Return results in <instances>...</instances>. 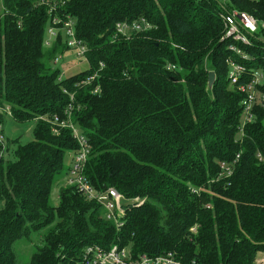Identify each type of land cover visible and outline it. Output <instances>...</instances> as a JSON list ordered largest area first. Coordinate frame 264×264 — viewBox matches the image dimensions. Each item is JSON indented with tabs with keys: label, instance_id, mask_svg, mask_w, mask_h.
I'll list each match as a JSON object with an SVG mask.
<instances>
[{
	"label": "trees",
	"instance_id": "trees-1",
	"mask_svg": "<svg viewBox=\"0 0 264 264\" xmlns=\"http://www.w3.org/2000/svg\"><path fill=\"white\" fill-rule=\"evenodd\" d=\"M40 1L2 0L0 106L35 126L32 140L10 144L3 126L0 264H76L91 244L128 246L135 257L171 251L201 264L264 258V110L239 136L245 94L232 88L227 62L238 57L264 71V48L252 40L238 45L248 59L237 56L223 18L237 10L264 21V0H70L59 14L75 20L88 68L62 78L50 62L69 47L61 32L45 46L51 16ZM68 113L90 147L88 182L143 200L125 206L121 227L76 186L50 203L67 153L81 145L73 128L47 119ZM34 233L40 245L22 263L15 245Z\"/></svg>",
	"mask_w": 264,
	"mask_h": 264
},
{
	"label": "built area",
	"instance_id": "built-area-1",
	"mask_svg": "<svg viewBox=\"0 0 264 264\" xmlns=\"http://www.w3.org/2000/svg\"><path fill=\"white\" fill-rule=\"evenodd\" d=\"M70 0H41L40 3L48 7L50 18V24L47 29L45 38V46L51 47L61 32L66 39V43L70 51H74L77 59L87 60V46L77 38L75 30V20L70 17L59 14L61 7L67 4ZM225 22V37L231 39L233 44L231 50L235 52L237 56H241L242 59H248L249 56L238 45L251 46L252 40H257L262 48H264V21L257 20L254 16L246 13L233 10L227 15H223ZM141 26L138 25L137 28ZM130 26L127 23H119L117 25V32L119 34L128 35ZM65 54V53H64ZM60 54L54 58L56 64L60 58L64 55ZM229 65L228 79L232 88L245 94L242 101L243 114L240 126V135L244 132V127L247 123H250L256 117V109L262 108L264 110V93L260 90V87L264 83V71L259 68L248 67L246 64L239 62L238 57H229L227 59ZM170 68H174V65H169ZM98 73H93L83 84L92 82ZM247 75L248 78L243 81L242 78ZM62 78V74L60 76ZM95 92L99 91V87H96ZM74 95H71L73 98ZM0 115L12 116L11 106H0ZM43 119V118H42ZM47 119V118H46ZM52 124L71 127L74 129L75 136L79 139L81 145L80 149L72 155V165L68 171V180L66 185L76 186L77 189L83 193L89 200H96L104 207V214L107 220L114 221L117 227H121L124 224V216L126 214V205L130 203H143V200L139 197L128 199L119 192L116 188L110 187L105 190L95 189L84 175V168L88 160L90 147L86 139L79 135L78 131L73 127L70 114L68 113L67 119H60L55 116L54 119H47ZM52 120V121H51ZM3 123L0 121V141L4 142L5 136L2 132ZM4 155V151L0 152V158ZM240 155L237 156V159ZM259 159H262L261 154H258ZM223 173L227 176L231 175L233 168L223 163L221 166ZM193 191H197L193 189ZM264 263V258L258 259L256 264ZM76 264H201L196 260L184 261L182 258H178L176 253L168 251L157 255L140 254L134 256L130 247L120 246L114 244L110 248L106 249L102 246L91 244L87 246L81 254Z\"/></svg>",
	"mask_w": 264,
	"mask_h": 264
},
{
	"label": "rangeland",
	"instance_id": "rangeland-1",
	"mask_svg": "<svg viewBox=\"0 0 264 264\" xmlns=\"http://www.w3.org/2000/svg\"><path fill=\"white\" fill-rule=\"evenodd\" d=\"M4 12L3 2L0 0V16ZM50 66L53 69H61L62 77H67L75 73L81 72L88 68V62L85 59H77L74 51H66L65 54L60 58V60L55 64L54 60L50 62ZM3 126L4 134L6 136V143L10 144L13 140L20 138L22 143L28 142L33 139V127L35 126V121H30L27 123L17 122L13 117L3 116ZM11 152V157L15 156L14 144L9 145ZM72 155L73 153L69 151L65 157V170L59 175L55 180L50 194V203L52 205L59 204V192L60 189L66 186L68 176V170L72 165ZM39 234L34 233L31 240H20L16 243L15 247L17 254L22 263H28L31 259L33 252L37 245H40L38 237ZM39 243V244H38ZM263 254L260 255L262 257Z\"/></svg>",
	"mask_w": 264,
	"mask_h": 264
},
{
	"label": "water",
	"instance_id": "water-1",
	"mask_svg": "<svg viewBox=\"0 0 264 264\" xmlns=\"http://www.w3.org/2000/svg\"><path fill=\"white\" fill-rule=\"evenodd\" d=\"M215 81H216V73H215V71H210L209 72V78H208V85L210 88L213 87Z\"/></svg>",
	"mask_w": 264,
	"mask_h": 264
}]
</instances>
